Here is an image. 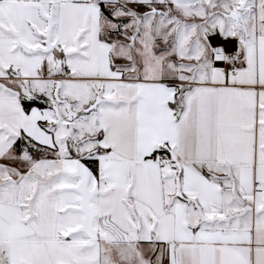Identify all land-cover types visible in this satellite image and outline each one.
I'll list each match as a JSON object with an SVG mask.
<instances>
[{"label":"snow or ice","instance_id":"snow-or-ice-1","mask_svg":"<svg viewBox=\"0 0 264 264\" xmlns=\"http://www.w3.org/2000/svg\"><path fill=\"white\" fill-rule=\"evenodd\" d=\"M0 264H264V0H0Z\"/></svg>","mask_w":264,"mask_h":264}]
</instances>
